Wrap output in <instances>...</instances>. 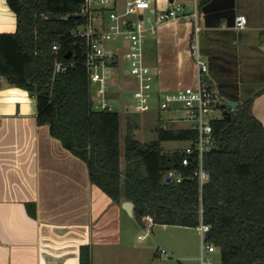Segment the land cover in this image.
<instances>
[{"label": "crops", "instance_id": "0c3cea01", "mask_svg": "<svg viewBox=\"0 0 264 264\" xmlns=\"http://www.w3.org/2000/svg\"><path fill=\"white\" fill-rule=\"evenodd\" d=\"M128 1L116 0V9ZM176 1L186 11L197 4L200 53L221 102L253 98L264 125V0H150L157 11ZM239 14L247 16L243 27L236 25ZM15 29V12L0 0V33ZM192 30L191 20L170 19L147 36L144 54L158 66L159 88L196 84ZM116 47L122 51L126 43ZM127 64L120 52L108 94L125 111L122 95L137 86ZM124 201L93 183L86 162L38 123L35 97L0 76V264H80L82 245L90 247L92 264H202L196 243L176 233L190 226L156 223L149 231Z\"/></svg>", "mask_w": 264, "mask_h": 264}, {"label": "trees", "instance_id": "16d2710c", "mask_svg": "<svg viewBox=\"0 0 264 264\" xmlns=\"http://www.w3.org/2000/svg\"><path fill=\"white\" fill-rule=\"evenodd\" d=\"M83 1L7 0L16 29L0 33V76L35 97L38 123L86 162L91 181L115 202L131 200L138 221L150 215L153 224L197 227L203 220L221 264H264V125L253 98L213 120L215 145L204 155L209 177L202 188L189 177L195 163L183 166L180 150L161 146L195 139L190 125H159L156 139L141 141L129 122L122 156L120 113L95 107L85 42L72 33L86 21L77 12ZM59 61L66 68L55 71ZM171 168L185 175L181 182L167 180ZM80 264H92L88 245L81 246Z\"/></svg>", "mask_w": 264, "mask_h": 264}, {"label": "built area", "instance_id": "2783aa9c", "mask_svg": "<svg viewBox=\"0 0 264 264\" xmlns=\"http://www.w3.org/2000/svg\"><path fill=\"white\" fill-rule=\"evenodd\" d=\"M115 3L116 0H84L77 12L84 15L86 21L72 31L73 35L82 37L85 42V65L89 73L94 105L99 109H116L109 101L108 94L113 79L112 66L121 52L128 61L126 73L134 77L137 82V86L133 90L135 110L143 112L150 109L151 97L154 94L157 95L161 109H169L175 101L183 103L185 120L189 121V125L197 131V135L180 150L181 164L189 166L195 163L189 177L196 179L202 188L209 177V172L204 165V155L215 145L213 120L217 116L211 112L218 106L217 102H221V98L208 78V63L200 53L198 34L201 26L197 4L194 2L193 9L186 11L184 2L176 1L166 9L157 11L153 8L150 0H130L120 11L116 9ZM147 10L155 12L156 17L146 14ZM104 11L108 13L107 21ZM170 19L192 21L190 50L196 65L197 81L195 85L175 90L158 88L155 91L154 83L159 69L158 66H152L146 61L145 40L148 35L156 33L159 22ZM246 22V15L236 16L238 27H243ZM120 40L126 43V47L122 51L116 47V43ZM53 48L58 49V45L54 44ZM65 68L66 65L63 62H56L55 71ZM160 124L167 127L164 122ZM184 177L183 173L174 168L166 172V178L175 183L181 182ZM143 221L148 230L153 226L152 216H144ZM197 229L201 238V263L213 264L211 260L205 259V251L213 252L216 249V246L206 239L210 225L201 220ZM143 236L145 235H140V238Z\"/></svg>", "mask_w": 264, "mask_h": 264}, {"label": "rangeland", "instance_id": "374dc122", "mask_svg": "<svg viewBox=\"0 0 264 264\" xmlns=\"http://www.w3.org/2000/svg\"><path fill=\"white\" fill-rule=\"evenodd\" d=\"M146 14H151L156 17L155 12L149 10ZM127 87V86H126ZM155 91L159 88L158 83H154ZM127 89H125L126 91ZM156 93V92H155ZM125 107H128V111L124 110V106L121 105L120 101H115L114 106L120 113L121 122V139L120 146L122 156L125 148V134L128 131V123L131 122L135 125L133 133L136 138L141 141H151L157 138V126L161 125V122L166 123L167 127L177 128L189 125V121L185 120L184 105L181 101H175L172 103L169 109H161L157 95L151 97V108L147 111L139 112L134 109V95L133 91L129 90L122 95ZM224 109L216 106L212 110V114L220 117L223 115ZM182 118V119H181ZM188 142L186 140H163L161 146L165 151L173 152L175 150H181ZM150 231V230H149ZM145 232V230H143ZM177 235L184 238H188L190 241L196 243L195 247L198 249V253L201 251V238L197 227L179 228ZM205 259L211 260L213 264H221V254L218 248L213 252L205 251ZM200 264V263H199Z\"/></svg>", "mask_w": 264, "mask_h": 264}, {"label": "water", "instance_id": "95a60500", "mask_svg": "<svg viewBox=\"0 0 264 264\" xmlns=\"http://www.w3.org/2000/svg\"><path fill=\"white\" fill-rule=\"evenodd\" d=\"M217 105L218 107H221L224 109L223 113L225 114L226 112H228L229 107L232 109L236 108L238 105V102L237 100L227 98L225 101L217 102ZM167 180L169 181V178H167ZM122 205L128 211V213L133 214L134 204L131 200H125Z\"/></svg>", "mask_w": 264, "mask_h": 264}]
</instances>
